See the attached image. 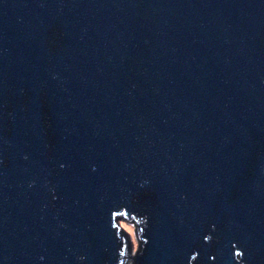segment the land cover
I'll return each instance as SVG.
<instances>
[{
  "label": "water",
  "instance_id": "water-1",
  "mask_svg": "<svg viewBox=\"0 0 264 264\" xmlns=\"http://www.w3.org/2000/svg\"><path fill=\"white\" fill-rule=\"evenodd\" d=\"M0 264H264V0H0Z\"/></svg>",
  "mask_w": 264,
  "mask_h": 264
}]
</instances>
